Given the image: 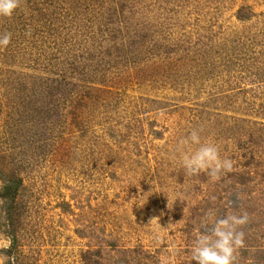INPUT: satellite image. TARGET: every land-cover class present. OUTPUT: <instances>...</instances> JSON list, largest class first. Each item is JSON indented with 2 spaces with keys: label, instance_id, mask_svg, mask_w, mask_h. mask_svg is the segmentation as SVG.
I'll list each match as a JSON object with an SVG mask.
<instances>
[{
  "label": "rangeland",
  "instance_id": "obj_1",
  "mask_svg": "<svg viewBox=\"0 0 264 264\" xmlns=\"http://www.w3.org/2000/svg\"><path fill=\"white\" fill-rule=\"evenodd\" d=\"M5 32L0 264H197L209 210L264 264V0H21ZM193 129L219 182L180 165Z\"/></svg>",
  "mask_w": 264,
  "mask_h": 264
},
{
  "label": "clouds",
  "instance_id": "obj_2",
  "mask_svg": "<svg viewBox=\"0 0 264 264\" xmlns=\"http://www.w3.org/2000/svg\"><path fill=\"white\" fill-rule=\"evenodd\" d=\"M21 6V0H0V17L10 18ZM11 33L0 35V47H7ZM203 129H193L181 138L175 152L186 176L204 173L213 183L234 170V161L222 158L219 147L211 142L201 140ZM240 197L237 196V199ZM157 218H153L155 220ZM250 223L247 212L237 214L230 212L223 217L209 210L200 220L191 246V260L197 264H237V253L245 246L244 228ZM156 239L159 241L160 237ZM161 264H171L168 257L161 258Z\"/></svg>",
  "mask_w": 264,
  "mask_h": 264
}]
</instances>
